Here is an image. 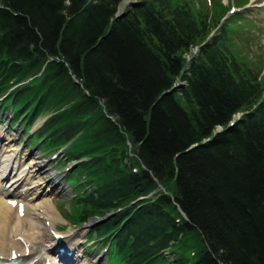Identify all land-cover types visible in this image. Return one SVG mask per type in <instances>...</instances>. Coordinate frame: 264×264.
<instances>
[{"label":"trees","instance_id":"trees-1","mask_svg":"<svg viewBox=\"0 0 264 264\" xmlns=\"http://www.w3.org/2000/svg\"><path fill=\"white\" fill-rule=\"evenodd\" d=\"M123 1L0 0V109L48 116L28 142L76 163L66 220L107 264H186L189 233L194 264H264V74L187 3Z\"/></svg>","mask_w":264,"mask_h":264},{"label":"rangeland","instance_id":"rangeland-1","mask_svg":"<svg viewBox=\"0 0 264 264\" xmlns=\"http://www.w3.org/2000/svg\"><path fill=\"white\" fill-rule=\"evenodd\" d=\"M134 0H124L118 11L126 10L128 4ZM173 3H187L194 15L208 17L207 21L211 25L219 24L226 27L228 36L227 46L229 52L237 58V60L249 68L255 76L261 77L264 72V0H171ZM214 35V32L211 35ZM197 48H192L183 55L188 61L193 55H196ZM195 53V54H194ZM182 102V101H181ZM67 107V106H65ZM237 117V116H236ZM11 115L8 112L0 111V145L12 149V152L19 154L25 163L38 160L44 165V170L40 172L35 180L44 191V198L52 201L58 216L59 222L56 224L55 238L64 235L68 237L74 236L70 244L76 243L75 257L78 264H107L104 260V251L98 245H94L87 240V227H75L66 221V212L71 206L72 189L68 186L66 178L71 173L76 163L68 165L64 168L60 163L63 157V150L57 155H50L42 150L41 147L35 148L28 142L29 138L25 130L20 125L13 126ZM46 116H42L35 123L34 128L39 127L42 120ZM9 120L8 123L6 121ZM88 127L83 130L86 131ZM33 137V136H32ZM31 137V138H32ZM3 138L5 140H3ZM77 142V141H75ZM60 153V154H59ZM54 154V153H53ZM59 154V155H58ZM65 157V156H64ZM62 158L63 160L65 158ZM68 163V161H66ZM163 191V188L159 189ZM96 218L91 219L87 225H93ZM82 228V229H80ZM201 243L194 233H189L186 241L180 243L179 246L172 249L174 255L172 259L181 258L186 264H194L197 255L200 252ZM59 254L66 253L70 256V252H66L64 246H58L55 249ZM169 256V255H168Z\"/></svg>","mask_w":264,"mask_h":264},{"label":"bare ground","instance_id":"bare-ground-1","mask_svg":"<svg viewBox=\"0 0 264 264\" xmlns=\"http://www.w3.org/2000/svg\"><path fill=\"white\" fill-rule=\"evenodd\" d=\"M42 170V162L25 163L19 154L0 145V261L75 264L79 259L76 243H69L73 235L55 238L58 213L35 180ZM58 246H64L70 256L56 252Z\"/></svg>","mask_w":264,"mask_h":264}]
</instances>
